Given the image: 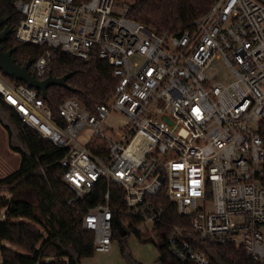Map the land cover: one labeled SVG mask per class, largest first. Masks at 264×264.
I'll use <instances>...</instances> for the list:
<instances>
[{
    "label": "built area",
    "instance_id": "2783aa9c",
    "mask_svg": "<svg viewBox=\"0 0 264 264\" xmlns=\"http://www.w3.org/2000/svg\"><path fill=\"white\" fill-rule=\"evenodd\" d=\"M11 4L19 14L15 39L45 47L28 66L37 78L47 75L56 48L83 61L97 55L113 67L117 83L103 102L88 107L68 96L57 106L59 120L38 89L0 71L3 101L39 138L65 150L58 161L72 191L65 204L92 232L94 252L112 250L114 231L121 238L152 235L171 201L189 217V226L173 224L167 232L174 258L212 263L184 237L191 232L209 244L240 245L264 264V0H215L188 26L161 32L129 17L128 0ZM223 64L229 82L213 80ZM117 111L127 123L110 138L101 127ZM98 146L105 152L92 151ZM99 181L101 199L84 208ZM111 185L120 189L115 208Z\"/></svg>",
    "mask_w": 264,
    "mask_h": 264
},
{
    "label": "trees",
    "instance_id": "16d2710c",
    "mask_svg": "<svg viewBox=\"0 0 264 264\" xmlns=\"http://www.w3.org/2000/svg\"><path fill=\"white\" fill-rule=\"evenodd\" d=\"M128 1L131 4L128 16L143 22L156 32L178 31L188 26L195 18L207 12L215 2V0ZM11 2L12 0H0V18L13 27L4 49L15 46L12 56L17 64L22 65L29 58L41 56L45 47L15 39L14 30L19 14ZM112 72L113 67L108 61L97 55L83 61L60 49H50L47 74L57 77L68 74L65 79L67 87L50 85L46 88V96L42 98L50 107L53 116L59 120L57 106L68 96H76L88 107L103 102L117 83ZM39 94L41 95L40 91ZM0 105L15 124L19 138L25 146V149L12 146L20 154L19 163L14 171L0 178V190L11 194L18 187L25 186L32 190L36 198V202L33 203L13 195H0V264H78L80 257L94 253L93 235L91 231L81 226L78 211L65 204L66 199L72 195L62 177L64 167L58 162L65 150L39 138L37 133L24 124L14 110L3 101L1 95ZM4 127L10 139L11 130L6 124ZM259 129L264 141V118ZM101 147L91 149L96 153L105 152ZM40 166L43 167L42 171L37 170ZM104 190L105 183L97 182L81 204L85 208L96 203L101 199ZM119 190L116 185H111L110 201L114 208L119 205ZM166 209L163 222L154 228L151 236L142 238L139 232L135 235L143 240L154 241L153 237L157 239L159 256L156 261L160 264H194L181 262L169 253L166 242L169 227L173 224L189 226V217L178 214L171 201L166 202ZM116 216L123 220L120 214L116 213ZM114 237L121 243L125 239L116 231ZM184 237L195 248L209 255L212 259L211 264H262L249 257L240 245L209 244L191 232H186ZM3 241L19 249L6 245Z\"/></svg>",
    "mask_w": 264,
    "mask_h": 264
},
{
    "label": "rangeland",
    "instance_id": "374dc122",
    "mask_svg": "<svg viewBox=\"0 0 264 264\" xmlns=\"http://www.w3.org/2000/svg\"><path fill=\"white\" fill-rule=\"evenodd\" d=\"M136 56L132 57L134 61ZM233 78V75L229 69L223 64L213 80L229 82ZM111 94V93H110ZM109 94V95H110ZM73 97H76L73 95ZM77 98V97H76ZM127 123V117L123 112H111L105 119L101 131L110 138H118L119 132L125 127ZM7 125L11 130V137L8 138L7 130L4 125ZM91 129L89 127L79 134V140L82 143L86 142L85 134L89 133ZM20 147L25 149V146L19 138L18 129L10 119L7 111L0 105V178L11 173L18 166L20 154L13 147ZM0 195L20 197L27 199L33 203L36 202V198L32 190L28 187L21 186L15 189L11 194L1 189ZM211 208V203H207V209ZM264 230V225L261 226ZM149 232L141 234L142 238L149 237ZM135 234H129L121 243L119 240L113 242L112 250L109 252H94L90 256H83L79 258L78 264H150L156 262L159 251L158 241L155 237L153 240H143ZM4 244L10 245L8 242L3 241ZM123 245V247H122ZM13 248L19 249L16 246ZM73 253V251H71ZM75 255V254H74Z\"/></svg>",
    "mask_w": 264,
    "mask_h": 264
},
{
    "label": "water",
    "instance_id": "95a60500",
    "mask_svg": "<svg viewBox=\"0 0 264 264\" xmlns=\"http://www.w3.org/2000/svg\"><path fill=\"white\" fill-rule=\"evenodd\" d=\"M4 22V19L0 18V25ZM13 32V29L3 27L0 30V42L7 38V34ZM15 46L12 48L4 49L3 45L0 43V71L2 74L8 76L9 78H14L17 80H21L26 83V85L30 87H34L38 89L42 95V97L46 96V88L50 85H59L67 87L65 79L68 74H64L62 76H52L48 73L43 78H37L33 74L29 73L28 66L32 62V58L27 59L22 65L16 63L15 58L12 56L13 50H15ZM118 230L121 235H124L125 231L121 226L120 222L117 220Z\"/></svg>",
    "mask_w": 264,
    "mask_h": 264
},
{
    "label": "flooded vegetation",
    "instance_id": "af4514ba",
    "mask_svg": "<svg viewBox=\"0 0 264 264\" xmlns=\"http://www.w3.org/2000/svg\"><path fill=\"white\" fill-rule=\"evenodd\" d=\"M2 24H3V26L1 27V25H0V30H1L3 27H7V28H10V29H13L12 26H10L9 24H6L5 22H3ZM11 33H12V32H11ZM11 33L7 34V38H6L5 40H3V41L0 42V43L3 45V48L5 47V45H6V43H7L8 36H10ZM136 264H143V263H136ZM150 264H160V263L156 261V262H153V263H150Z\"/></svg>",
    "mask_w": 264,
    "mask_h": 264
},
{
    "label": "crops",
    "instance_id": "0c3cea01",
    "mask_svg": "<svg viewBox=\"0 0 264 264\" xmlns=\"http://www.w3.org/2000/svg\"><path fill=\"white\" fill-rule=\"evenodd\" d=\"M16 168H17V167H16ZM16 168H15V169H16ZM13 171H14V170H13Z\"/></svg>",
    "mask_w": 264,
    "mask_h": 264
}]
</instances>
